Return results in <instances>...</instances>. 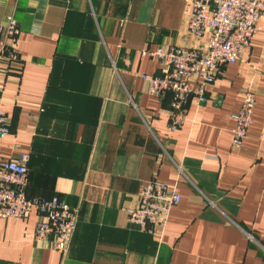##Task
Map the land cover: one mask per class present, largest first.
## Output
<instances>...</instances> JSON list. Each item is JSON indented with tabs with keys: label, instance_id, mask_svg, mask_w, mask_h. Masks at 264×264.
<instances>
[{
	"label": "crops",
	"instance_id": "0c3cea01",
	"mask_svg": "<svg viewBox=\"0 0 264 264\" xmlns=\"http://www.w3.org/2000/svg\"><path fill=\"white\" fill-rule=\"evenodd\" d=\"M187 1L0 0V25L12 16L20 26L22 58L0 76V160L28 154V198L79 209L64 256L53 239L35 242L36 210L0 219V264H264V20L208 102L189 105L169 134L170 101L140 77L159 64L143 52L196 46ZM248 87L257 105L235 150L233 115ZM151 180L181 196L160 241L125 213Z\"/></svg>",
	"mask_w": 264,
	"mask_h": 264
},
{
	"label": "built area",
	"instance_id": "2783aa9c",
	"mask_svg": "<svg viewBox=\"0 0 264 264\" xmlns=\"http://www.w3.org/2000/svg\"><path fill=\"white\" fill-rule=\"evenodd\" d=\"M190 14L186 36L196 46H168L156 52L144 51L159 64V74L140 77L147 84L148 93L168 98V133L183 128L187 107L200 106L209 100L212 87L220 71L239 62L244 50L258 32L264 20V0H188ZM21 29L17 20L9 16L0 25V76H7L22 63L18 52ZM256 94L252 87L243 91V102L233 115L235 127L232 148L241 149L248 136L256 108ZM9 125L0 107V143L8 136ZM166 154V153H165ZM28 154L0 160V219H26L31 211L39 216L35 227V242L54 240V248L61 255L68 252L77 223L79 209L64 200L28 198ZM180 174L183 175L182 170ZM181 202L176 185L151 180L142 188L135 208L125 210L129 223L140 232L157 240L164 236L172 210ZM251 241H254L249 236Z\"/></svg>",
	"mask_w": 264,
	"mask_h": 264
}]
</instances>
